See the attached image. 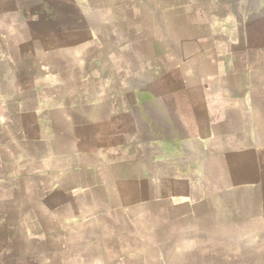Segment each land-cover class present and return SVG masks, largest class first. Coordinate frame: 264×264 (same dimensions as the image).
I'll use <instances>...</instances> for the list:
<instances>
[{
  "label": "crops",
  "instance_id": "1",
  "mask_svg": "<svg viewBox=\"0 0 264 264\" xmlns=\"http://www.w3.org/2000/svg\"><path fill=\"white\" fill-rule=\"evenodd\" d=\"M0 264H264V0H0Z\"/></svg>",
  "mask_w": 264,
  "mask_h": 264
}]
</instances>
